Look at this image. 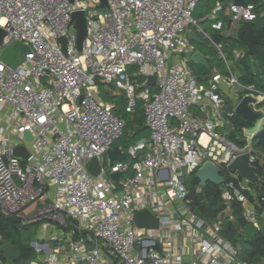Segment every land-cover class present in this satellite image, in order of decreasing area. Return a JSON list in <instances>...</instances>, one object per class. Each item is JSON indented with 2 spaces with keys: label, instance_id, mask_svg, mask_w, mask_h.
<instances>
[{
  "label": "built area",
  "instance_id": "1",
  "mask_svg": "<svg viewBox=\"0 0 264 264\" xmlns=\"http://www.w3.org/2000/svg\"><path fill=\"white\" fill-rule=\"evenodd\" d=\"M91 2L94 8L86 0H0V26L7 32L0 44V212L39 226V240L30 244L36 257L28 264H264V256L248 260L224 234L236 204L262 229L264 148L254 143L264 129V88L243 82L207 32L228 74L199 83L190 65L196 47L187 34L191 25L200 28L193 18L199 0ZM226 8L234 21L258 18L255 4L232 0L210 15L214 30L222 29L217 13ZM77 10L87 22L82 50ZM14 41L29 47L16 66L2 58ZM99 83L124 92L127 113L139 102L144 110L150 138L129 148L130 163L125 158L106 166L104 155L124 135L126 120L113 112L114 104L94 97ZM246 96L260 117L238 128L236 107ZM20 146L28 156L15 154ZM244 154L256 182L230 170ZM94 158L98 175L89 170ZM206 162L225 177L218 185L223 208L211 219L196 213L186 185ZM205 186L198 183L195 193ZM141 210L158 219L157 227L137 224ZM0 264H7L1 251Z\"/></svg>",
  "mask_w": 264,
  "mask_h": 264
},
{
  "label": "trees",
  "instance_id": "2",
  "mask_svg": "<svg viewBox=\"0 0 264 264\" xmlns=\"http://www.w3.org/2000/svg\"><path fill=\"white\" fill-rule=\"evenodd\" d=\"M248 3H253L256 5V11L258 13V18L255 22V30L260 35V37L264 40V15L262 14V5L264 4V0H262V4L258 3V0H247ZM216 41L221 42L225 39L222 36H212ZM235 41L236 45L245 51V55L236 61V69L240 73V78L243 82L249 84H256L260 87L264 88V82L262 80H258L254 73L252 63L253 60L256 62L264 63V44L256 45V51L254 55H250L248 52L247 42L245 40V35L242 33L241 27L238 30L237 37L226 38ZM193 67L195 73L197 74L199 80H202L205 76L209 74V69L207 66L202 64H195L192 61L190 62ZM102 97V95H101ZM103 98V97H102ZM104 100V98H103ZM140 108L135 110L132 114L133 117L128 119L126 116H122L117 111V105L114 103L113 112L116 115H120L126 120V127L124 131V135H126L127 129L132 128L134 130L135 135H139L141 138L143 137L144 132L147 129L145 124V115L144 110L142 108L141 103H139ZM126 111V110H125ZM126 114H128L126 112ZM235 123L237 127L246 126L247 121L242 117V115L238 114ZM123 135V136H124ZM198 181V180H197ZM199 182V181H198ZM190 195L194 199L193 208L200 216L205 217L207 219H211L214 215L223 208V202L221 197L220 187L213 183H208L203 189V193L196 194L195 193V185L189 187ZM261 211L264 212V201L262 202ZM31 225H23L21 224L20 219L14 216H6L0 212V233L3 236V239L0 240V245L7 241L13 242L18 246L21 258L17 261V263L28 264L30 260L35 258V251L30 246V244L25 243L22 240V229H26ZM249 226V221L244 218L242 214V208L240 204L235 205V221L229 222L224 226V234L227 238L238 244L236 239L237 234H243V243L251 244V248H242L243 255L251 261H256L264 256V228L261 226V230L256 229V233L253 235H249L246 233V227Z\"/></svg>",
  "mask_w": 264,
  "mask_h": 264
},
{
  "label": "water",
  "instance_id": "3",
  "mask_svg": "<svg viewBox=\"0 0 264 264\" xmlns=\"http://www.w3.org/2000/svg\"><path fill=\"white\" fill-rule=\"evenodd\" d=\"M74 2L75 0H71ZM236 5L246 6V0H233ZM101 7L107 6V0H101ZM73 19L76 22V26L78 28V47L82 50L86 36H87V22L85 18V13L83 10H77L73 13ZM135 30V28H134ZM242 33L245 35V40L248 46V52L250 55L255 54L256 45L264 44V40L260 37V35L255 30V22L254 21H243L241 23ZM6 30L0 26V44L3 42V39L6 35ZM190 39L199 44H205V41L197 35L194 30L189 32ZM61 41L63 42V46L65 47V38L62 37ZM29 51V47L20 41H14L11 44L7 45L2 52V58L8 64L12 66H16L24 60L25 54ZM191 61L195 64H202L205 66H209V61L207 58L201 53L200 50H196L191 57ZM156 83V77L151 76L147 80V85H154ZM94 97L101 104H105L103 98L100 96V91L98 87L93 90ZM254 102V99L250 96L244 97L241 102L236 107V112L241 114L247 121L250 126H253L254 121L260 117V113H255L250 106V103ZM236 132H232V136H235ZM26 137L31 139V133L29 131L26 132ZM258 145H262L264 148V129L260 130L255 136ZM146 139L142 138L138 142H145ZM16 155L28 156V152L26 151L24 146L17 147L15 150ZM107 158L109 159V164L112 165L114 161H123L126 158V153L122 152L120 149L110 148L107 151ZM23 167H25V161L22 163ZM100 162L97 158H94L89 164V170L94 174L98 175L100 172ZM230 170L232 172L238 170L240 176L249 179L252 182H256L258 180V176L255 173V168L249 163V154H244L238 156L230 165ZM112 177L116 180L121 179L122 173H113ZM195 177L199 179V182L202 186L206 185L207 182H211L216 185H220L225 182V177L219 173V168L212 162H206L203 167L197 170L195 173ZM136 222L140 226H147L151 228H155L158 225V219L149 211V210H141L136 213ZM3 239V236L0 233V240ZM161 250L160 247H158ZM0 251L3 253V257L6 260L7 264H15L20 258L21 253L17 245H15L11 241H7L0 245Z\"/></svg>",
  "mask_w": 264,
  "mask_h": 264
},
{
  "label": "rangeland",
  "instance_id": "4",
  "mask_svg": "<svg viewBox=\"0 0 264 264\" xmlns=\"http://www.w3.org/2000/svg\"><path fill=\"white\" fill-rule=\"evenodd\" d=\"M86 1L89 3L90 7L94 8V5L91 2V0H86ZM207 1L208 0H200L198 2L197 6L195 8V11L193 13V18L195 20H197V21L201 20L199 18L200 15L207 11V6H206ZM219 1L220 0H214V3L212 5L213 8L210 10V12L208 14L209 16L214 12V10L217 7V5L215 6V3H219ZM258 3L262 4V0H258ZM97 8L99 10H101V8L99 6H97ZM262 11H263L262 14L264 15V4L262 5ZM199 25L201 26V28L206 30L208 33L213 34V29L211 28L212 27L211 21H206L204 23L199 22ZM190 27H196V26L191 25ZM223 31L226 32V28H224ZM201 35L203 37V40L205 41V44L197 45V47L202 48L203 50H205V52L208 53V58H209L213 68L223 69L224 65L219 58L218 50L214 47V45L211 43V41L209 40V38L206 36V34L204 32ZM132 69H134V68H132ZM99 86H100L101 95L104 98V100L109 104L116 103V105H117L116 113H119L122 116L127 115L126 118H128V119L133 117L134 113L133 114L132 113L126 114L125 109H126L127 99H126L124 92L120 91V89L116 88L114 85L99 83ZM141 90H142L141 88H137L136 92L139 93ZM139 103H138V105H140ZM139 108H140V106H137L136 110ZM142 138H145V139L150 138V132H149L148 128L144 132ZM142 138L139 135H135L134 130L132 128H130V129H127L126 135L122 136L120 139H118L113 144V147L120 148V149H122V151L124 153L128 154L129 148L131 146H134ZM254 144L256 147L260 148V146L257 143V140L255 141ZM104 159L105 160L107 159V155H104ZM130 161H131V157L128 155L126 158V162L130 163ZM106 166L110 167V164H108L106 162ZM127 176H133V170H130V173H128ZM197 180L198 179L195 177V174H194L191 178H188L186 180V185H188V187H192L194 185L196 186L198 183H200V182H198L199 180L198 181ZM209 183H211V182H209ZM259 221H260L262 228H264V216L259 217ZM38 229H39V226L36 224L31 225L26 229L25 228L22 229V240L27 244H31L33 241L39 240ZM246 233H248L249 235H253V233H256V229L254 228L253 224L250 221H249V226L246 227ZM243 235H244V232H243V234L239 233L236 235L238 245L241 248H247V249L251 248L252 247L251 244L243 243V237H244Z\"/></svg>",
  "mask_w": 264,
  "mask_h": 264
},
{
  "label": "crops",
  "instance_id": "5",
  "mask_svg": "<svg viewBox=\"0 0 264 264\" xmlns=\"http://www.w3.org/2000/svg\"><path fill=\"white\" fill-rule=\"evenodd\" d=\"M200 1V0H199ZM247 1V0H246ZM232 2V0H220L219 3H215V6L219 5V4H223L225 6L229 5L230 3ZM248 2V1H247ZM213 3H214V0H208L206 2V6H207V11L202 13L200 15V19L198 22L200 23H204L206 21H211V24L213 22V20H211L209 17V12L210 10L213 8ZM217 19L218 20H221L223 22V27L221 30H214L213 29V34H210L208 33L206 30H204L203 28H200L199 27H189L188 30H187V34L189 35V32L191 30H194L197 35H199L202 39V33L204 32H207L209 34V36L214 40V42H216L217 44H221L222 45V51L224 52L225 56H226V59H227V62L230 63L231 67L238 71L236 69V61L240 58H242L244 55H245V51L243 49H241L240 47H238L235 43V41L231 40V39H226V38H235L237 37L238 35V30L239 28L241 27V21H234L232 20V16L229 12V10L226 8L224 11H222L221 13L218 12L217 13ZM198 28V29H197ZM224 28H226V32H224ZM199 30V31H198ZM222 36L224 37L225 39H223L221 42H218L216 41L212 36ZM210 40V39H209ZM211 41V40H210ZM211 43L214 45V47L218 50V55H219V58L220 60L222 61L223 65H224V68L223 69H219V68H213L212 65H211V62L208 58V53L205 52V50H203L202 48L200 47H197V45H202V44H199V43H195V47H196V50H200L201 53L207 58V60L209 61V66H207V68L209 69V74L207 76H205L202 80H199V83L202 85V86H208L210 84V81L212 79V76L215 75V74H220V75H227L228 74V65H227V62L221 57L220 55V51L219 49L217 48V46L211 41ZM253 65V70H254V73L256 75V78L258 80H262L264 82V63H261V62H256L253 60V62H251ZM191 65V64H190ZM192 67V66H191ZM134 68V69H132ZM193 68V67H192ZM136 69V67H131L130 68V71L134 72ZM194 70V69H193ZM195 72V71H194ZM239 72V71H238ZM196 74V73H195ZM197 75V74H196ZM198 77V76H197ZM199 79V78H198ZM258 86V85H257ZM100 91V89H99ZM101 94V92H100ZM101 96V95H100ZM105 103H107L105 100H104ZM109 104V103H108ZM234 108V105L230 102V103H227V105L225 106V109L226 111H232ZM192 111L193 113L199 115V116H202V112L201 110L194 106L192 107ZM241 115V114H240ZM243 117V116H242ZM244 118V117H243ZM248 122V121H247ZM113 148H116V147H113ZM116 149H120V148H116ZM130 173V172H129ZM36 257V255H35Z\"/></svg>",
  "mask_w": 264,
  "mask_h": 264
}]
</instances>
